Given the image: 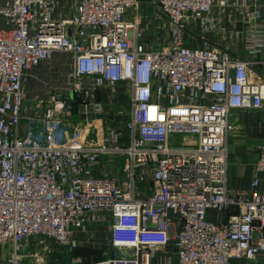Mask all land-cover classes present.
Masks as SVG:
<instances>
[{
	"label": "built area",
	"instance_id": "built-area-1",
	"mask_svg": "<svg viewBox=\"0 0 264 264\" xmlns=\"http://www.w3.org/2000/svg\"><path fill=\"white\" fill-rule=\"evenodd\" d=\"M137 4L0 0V244L8 245L0 264H25L20 245L35 235L72 250L74 230L96 211L110 217L111 252L69 264H150L171 225L176 264H227L230 256L264 251L257 174L245 188L226 183L230 111L257 109L264 99V78L255 76L264 65L260 0H158L167 45L147 41ZM231 5L248 24L242 47L249 58L207 40L185 44L187 28L224 38ZM53 51L70 56L65 77L93 140L60 124L61 114L71 113L70 93H50L37 123L21 129L22 81ZM119 81L131 87L126 113L89 118L101 109L97 89ZM255 153L256 171L264 173V141ZM209 207L222 217L208 219Z\"/></svg>",
	"mask_w": 264,
	"mask_h": 264
},
{
	"label": "crops",
	"instance_id": "crops-1",
	"mask_svg": "<svg viewBox=\"0 0 264 264\" xmlns=\"http://www.w3.org/2000/svg\"><path fill=\"white\" fill-rule=\"evenodd\" d=\"M75 0H71L73 3ZM264 16V0H260ZM230 22H227L224 38H219L218 31H205L197 28H187L185 30V44L190 46L202 45L204 40L209 41L212 46L227 48L229 52L238 58H249V55L242 47V34L248 28L247 22L242 18L236 5H231ZM134 10L127 11V17L131 18ZM140 24L144 28V34L147 41L154 44L167 45L170 43V31L163 25L166 22V16L161 10L158 0H138L136 7ZM70 66V56L63 51H53L51 56L32 68V75L35 81H43L55 72L54 81L56 84L37 87L34 94L28 95L24 86L29 80L22 81V106L20 111V126L23 130L25 125H34L37 123V117L46 106V100L50 93H57L58 96H65L72 92L65 77V72ZM255 76L264 78V65L259 64L255 67ZM86 84V79H84ZM88 84V83H87ZM37 85V84H36ZM33 86V84H32ZM87 86V85H86ZM97 103L101 109L96 113L89 115V118L98 120L101 116L109 114L112 120H118L120 115L126 113L131 99V87L126 81H119L115 84H106L99 87L95 94ZM83 107V105H80ZM78 106V112L83 114ZM69 109V108H68ZM70 110V109H69ZM60 124L64 127L84 125L82 128L87 131L88 138L93 140L95 130L83 116L74 118L73 113L61 114ZM88 121V122H86ZM229 122L231 124L226 135V183L230 187L245 188L248 187L253 175L256 173L259 182L258 187H264V173L256 171V153L257 144L264 141V99L259 108H234L230 111ZM93 131L92 136L90 133ZM168 217L172 219L174 214L169 213ZM206 217L217 221L222 217V213L214 207L207 208ZM110 217L104 211L90 212L85 220L83 230H74V237L78 245L72 250H64L65 253L56 251L59 246L53 243L50 254L45 260L38 258L39 255H32L34 247L29 244L31 237L24 240L20 245V250L25 253V264H69L72 260L78 262L98 261L111 252L109 226ZM176 230L174 225L169 226V240L165 246L158 248L151 257L150 264H176L177 254L173 248V234ZM8 245L0 244V253L3 257ZM41 251V250H40ZM39 252V251H38ZM41 255L45 258L44 251ZM32 256V257H31ZM51 257V258H50ZM55 262V263H54ZM227 264H264V251H260L253 258L230 256Z\"/></svg>",
	"mask_w": 264,
	"mask_h": 264
},
{
	"label": "rangeland",
	"instance_id": "rangeland-1",
	"mask_svg": "<svg viewBox=\"0 0 264 264\" xmlns=\"http://www.w3.org/2000/svg\"><path fill=\"white\" fill-rule=\"evenodd\" d=\"M51 73H55V72H51ZM46 77V78H43V81H35L34 82V79L33 77L31 79H28L29 76H27L26 80L28 79L29 82H27L24 86V89L28 90L27 93L28 95H32L34 94V91L37 87H41L43 86L42 82H45L46 85H55L56 84V81H54L55 79V76H53V74H51ZM57 79V78H56ZM55 79V80H56ZM33 84V86H32ZM37 84V85H36ZM88 122V121H86ZM84 125H77V127L79 128L80 131H84V128H82ZM87 132V131H86ZM93 134V131L90 133V136H92ZM29 244L31 246H33L35 249L33 251V254L32 255H39L38 258H43L44 260L49 256L48 255H51L50 252H51V249H52V246H53V243H52V240L47 237V236H44V235H35V236H31L30 240H29ZM41 250V251H40ZM61 253H65L63 249H61L60 246H58L56 248V251H58ZM39 251V252H38ZM44 251V255H46V257L44 258L42 255H41V252ZM40 253V254H39ZM32 257V256H31ZM51 258V257H50ZM55 263V262H54Z\"/></svg>",
	"mask_w": 264,
	"mask_h": 264
},
{
	"label": "water",
	"instance_id": "water-1",
	"mask_svg": "<svg viewBox=\"0 0 264 264\" xmlns=\"http://www.w3.org/2000/svg\"><path fill=\"white\" fill-rule=\"evenodd\" d=\"M77 96V94H73L70 93L67 97H66V106L67 108L70 109V111L73 113V117L77 118V116L82 117L83 114L78 112V105H77V101L74 100L73 98ZM84 99H87V96L84 95ZM80 110L83 111V107L80 106Z\"/></svg>",
	"mask_w": 264,
	"mask_h": 264
},
{
	"label": "bare ground",
	"instance_id": "bare-ground-1",
	"mask_svg": "<svg viewBox=\"0 0 264 264\" xmlns=\"http://www.w3.org/2000/svg\"><path fill=\"white\" fill-rule=\"evenodd\" d=\"M40 254V253H39ZM40 259V258H39Z\"/></svg>",
	"mask_w": 264,
	"mask_h": 264
}]
</instances>
